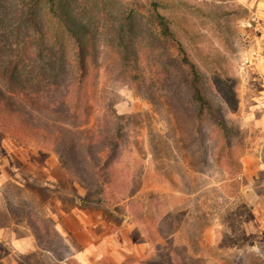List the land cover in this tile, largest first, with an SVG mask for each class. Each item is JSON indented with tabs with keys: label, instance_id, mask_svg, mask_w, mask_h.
Listing matches in <instances>:
<instances>
[{
	"label": "rangeland",
	"instance_id": "1",
	"mask_svg": "<svg viewBox=\"0 0 264 264\" xmlns=\"http://www.w3.org/2000/svg\"><path fill=\"white\" fill-rule=\"evenodd\" d=\"M59 2L85 31L89 116L81 112L80 129L104 143L120 133L110 182L92 198L106 205L80 206L89 188L75 166L30 126L0 118V264H264V27L213 0ZM42 18L46 41L56 50L64 42L73 61L76 45L46 5ZM6 21L0 71L16 30ZM184 55L210 110L199 113ZM32 113L30 125L46 121ZM27 235L51 260H24L8 246ZM72 242L92 245L84 263L71 260Z\"/></svg>",
	"mask_w": 264,
	"mask_h": 264
},
{
	"label": "trees",
	"instance_id": "2",
	"mask_svg": "<svg viewBox=\"0 0 264 264\" xmlns=\"http://www.w3.org/2000/svg\"><path fill=\"white\" fill-rule=\"evenodd\" d=\"M59 1L14 0V8L0 2V24L7 20L16 29L13 30L14 37L7 40L9 55L0 71V118L19 123L22 128L30 126L41 142H51L61 159L66 157L64 162L75 166L78 176L89 188V192L80 199V206L86 207L90 203L106 205L102 197L97 200L92 198L105 193L110 182L104 171L119 147L120 133L117 132L114 137L108 136L105 145L102 135L88 134L80 129L86 122L81 121V112L89 116L88 51L86 41L80 34L84 30L78 31L72 20L64 18ZM45 5L48 11L56 15L59 27L74 41L77 50L73 61L65 54L64 42L56 50L46 41L47 31L42 18ZM184 60L187 62L185 55ZM187 63L194 78L193 99L199 105V113L206 108L210 110L211 103L202 92L199 74L193 64ZM24 72L29 76L25 80ZM27 102L35 104L36 108ZM34 110L47 117L46 121L38 120L35 121L38 125H30V121H34ZM94 142L98 145L103 143L104 149L95 150Z\"/></svg>",
	"mask_w": 264,
	"mask_h": 264
},
{
	"label": "crops",
	"instance_id": "3",
	"mask_svg": "<svg viewBox=\"0 0 264 264\" xmlns=\"http://www.w3.org/2000/svg\"><path fill=\"white\" fill-rule=\"evenodd\" d=\"M214 2H218L220 6L214 7L221 8L222 10H235L237 12L239 11H247L251 14L250 20H243L241 24H251V21L257 22L259 25L264 27V0H213ZM256 44L257 49L259 53H261V57L263 60V63L261 66L262 73L264 74V28L263 31L256 37ZM8 246H10L18 256H21L24 260L32 255L37 254V256L43 257L44 259L47 258V260H51V258L43 253H39L40 251H44L41 249V246L39 243H37L34 240V237L32 235H27L25 238H15V240L11 243H7ZM71 248L74 250V254L71 256V260H74L73 262H80L84 263L85 259L84 257H87V254L91 252L92 245L89 243L84 247H81V245L77 242L70 243ZM73 258V259H72ZM53 260V259H52ZM21 261V260H20ZM84 261V262H81ZM24 262V261H22ZM60 264H68L67 259L64 260H58ZM24 264V263H23ZM76 264V263H75Z\"/></svg>",
	"mask_w": 264,
	"mask_h": 264
}]
</instances>
